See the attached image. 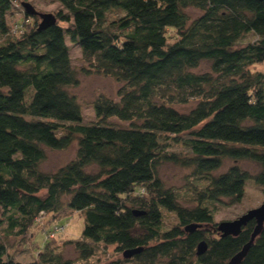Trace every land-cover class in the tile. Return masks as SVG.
<instances>
[{"label": "trees", "instance_id": "trees-1", "mask_svg": "<svg viewBox=\"0 0 264 264\" xmlns=\"http://www.w3.org/2000/svg\"><path fill=\"white\" fill-rule=\"evenodd\" d=\"M56 1L54 24L38 29V16L24 11L16 32L7 18L19 5L0 0V264H75L65 245L85 263L115 246L141 248L124 258L131 264H228L255 222L236 236L218 232L213 207L227 194L217 171L227 159L236 168L251 161L258 170L245 175L264 194V70L251 68L264 64V0ZM67 41L79 47L83 73L119 84L114 97L94 99L91 122L69 91L79 78ZM203 61L209 70L196 72ZM192 100L187 111L176 107ZM72 142L71 160L41 168L47 148ZM171 143L184 151H167ZM166 162L196 179L185 201L158 177ZM74 212L84 218L80 238L45 239L29 262L8 252L4 238ZM164 212L177 221L168 229ZM192 223L200 226L186 231ZM237 264H264V226Z\"/></svg>", "mask_w": 264, "mask_h": 264}, {"label": "rangeland", "instance_id": "rangeland-1", "mask_svg": "<svg viewBox=\"0 0 264 264\" xmlns=\"http://www.w3.org/2000/svg\"><path fill=\"white\" fill-rule=\"evenodd\" d=\"M15 4L13 13L7 18V24L11 27H16L17 22H21L24 17V8L21 4L22 1L29 2L33 7L42 13H53L60 8V4L56 0H14ZM187 13L190 18L196 17L199 14L198 10L188 8ZM26 19V18H25ZM39 21L40 18L38 17ZM171 32V31H170ZM172 33V32H171ZM253 39L252 36L246 38V40ZM0 42H3V38L0 35ZM70 47L71 62L75 70L78 72L79 83L70 87L69 91L79 100L81 104V112L84 122H91L95 120L94 110L92 102L99 95H108L114 97L119 84L109 76L94 73H83L82 67H87V63L81 58V52L76 44H72L67 41ZM253 70H264V64L255 65L251 67ZM209 70V62L203 61L196 72H204ZM195 101H190L185 105H176L179 110L187 111L193 105ZM121 125H125L122 123ZM170 142V141H167ZM167 151H184L179 145L172 144L166 147ZM76 152V142H72L71 145L63 150L46 149V159L41 164V168L44 171H54L59 166L65 164L71 160ZM234 162L231 160H225L222 167L217 171V174L224 173L225 177L221 182L222 190L227 194L221 198L220 201L214 203L213 207V220L215 223L222 221H231L247 210L258 207L264 202V194L260 186L256 185L252 179L247 178L245 174H253L258 170L255 163L242 160L237 163V168L234 167ZM232 169L231 174H234V183H230L231 175L228 174V170ZM238 169L242 170L241 173ZM158 177L164 182L166 187H171L177 191L181 201H185V197L191 196V191L188 188L192 187V184L196 183V179L190 175L189 171L185 168L177 166L175 164L166 162L162 163L158 168ZM237 194L235 202H231V198L228 195ZM191 203V201H186ZM188 205V204H186ZM67 214L62 212L61 216ZM58 216V217H61ZM2 212L0 209V218H2ZM46 221V219H43ZM55 222V223H54ZM177 223L175 215L173 213L164 212L163 229H168ZM48 222L41 226L40 229L33 226L31 233H27L25 236H14L4 238L8 252L13 256V259L21 262H29L37 256V253L43 248L45 239L47 238V225ZM52 225L63 224L65 229L59 235L60 237L53 243L55 245L62 246L63 242L68 239H78L81 236V231L84 225V218L81 213L74 212L67 216H63L58 222L53 221ZM5 226V223L3 224ZM0 226V240L4 234V227ZM54 239V238H53ZM52 240V239H51ZM61 252L64 257L73 260L75 264H110L112 262H120L119 264H131L125 261L122 252L117 251L115 246L100 247V250L95 256L90 258L88 262H82L77 259V255L71 245H65L61 248Z\"/></svg>", "mask_w": 264, "mask_h": 264}, {"label": "water", "instance_id": "water-1", "mask_svg": "<svg viewBox=\"0 0 264 264\" xmlns=\"http://www.w3.org/2000/svg\"><path fill=\"white\" fill-rule=\"evenodd\" d=\"M25 12L29 15H36L40 18V22L38 25V29H44L56 22V18L53 13H42L37 11L33 5H31L29 2L22 1L21 2ZM135 214H139L138 212H135ZM254 220L255 227L253 232L251 233L250 240L248 243H246L242 249L231 258V260L228 262V264H237L241 261V259L246 254L249 246L254 241L255 237L260 233L261 229L264 226V202H262L258 207L252 208L247 210L244 214L239 216L238 218L231 220V221H222L217 224V230L222 236L226 235H233L236 236L242 226H245L249 221ZM199 224L192 223L185 227L186 231H193L197 227H199ZM141 248H135V249H128L125 250L122 255L124 258H129L135 253L139 252ZM206 250V243L204 241H201L197 245V255L202 254Z\"/></svg>", "mask_w": 264, "mask_h": 264}, {"label": "built area", "instance_id": "built-area-1", "mask_svg": "<svg viewBox=\"0 0 264 264\" xmlns=\"http://www.w3.org/2000/svg\"><path fill=\"white\" fill-rule=\"evenodd\" d=\"M20 30V28L16 25V27H14V31H18ZM38 221V220H37ZM65 225L63 224H56V225H52L51 228L47 229V238L46 239H53L55 238L56 235H59L61 232L64 231L65 229Z\"/></svg>", "mask_w": 264, "mask_h": 264}]
</instances>
